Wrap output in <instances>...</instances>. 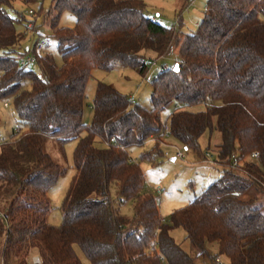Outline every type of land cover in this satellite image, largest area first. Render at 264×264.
Wrapping results in <instances>:
<instances>
[{"label":"trees","instance_id":"trees-1","mask_svg":"<svg viewBox=\"0 0 264 264\" xmlns=\"http://www.w3.org/2000/svg\"><path fill=\"white\" fill-rule=\"evenodd\" d=\"M14 1L0 0V99H10L25 130L0 145V264H33V255L40 264H81L73 243L92 264H207L218 254L226 264H264V0H207L196 30L183 38L181 18L165 25L144 0H53L47 15L62 64L41 54L35 69L18 61L28 51L18 48L26 34L18 25L28 20L10 13ZM63 10L75 15L73 27L57 25ZM173 46L178 67L151 80L148 107L99 82L92 120L83 121L94 69L130 67L145 77L150 60ZM201 103L205 109H189ZM169 106L170 137L181 145L196 152L205 130L221 134L223 171L166 222L128 151L152 138L140 159L162 156L161 113ZM72 139L75 172L62 221L53 225L48 190L64 168L44 145ZM111 187L119 204L131 201L130 216L113 204ZM174 227L185 230L196 254L173 239Z\"/></svg>","mask_w":264,"mask_h":264},{"label":"rangeland","instance_id":"rangeland-1","mask_svg":"<svg viewBox=\"0 0 264 264\" xmlns=\"http://www.w3.org/2000/svg\"><path fill=\"white\" fill-rule=\"evenodd\" d=\"M144 1L147 4L148 14L156 16L165 25L176 24L181 18V38L186 32L196 30L197 24L204 16L207 3V0ZM52 3L53 0H34L24 5L20 1L15 0L13 2V10H10V13L21 12L26 17V20H33L32 29L26 28L25 25H18L20 30L26 32L25 37L19 43V50L31 51L38 35L48 37L51 42L44 47L41 54L50 53L55 62L61 65L62 57L56 48L57 43L52 37L50 16L47 15ZM29 9H32L34 13L29 14ZM75 21L76 18L72 12L63 10L58 16L57 25L73 27ZM178 59V48L173 46L167 54L158 57L157 62L159 65L166 64L171 67L177 64ZM32 67L35 69L36 65ZM156 73V67H150L145 77L130 67H116L108 71L94 69L86 84L82 113L83 121L89 125L92 120V101L99 82L111 84L127 97L133 95L135 103L148 107L152 92L151 80ZM4 102L9 104L8 107L3 105ZM205 107V103H201L193 105L189 109L199 111L205 109ZM170 111L171 106L161 113L162 119L166 120L165 123L167 125ZM24 130L25 127L17 121L16 112L10 103V99H0V145L10 141L12 138H16ZM84 135L85 132H82L81 136ZM221 142V134L217 130L210 131L207 129L199 137V150L195 152L190 149L180 159L175 158V153L178 148H181V144L173 138L167 137L159 145L162 150V156L157 157L154 161L140 159V154L151 149L155 144L154 141L148 139L143 145H135L129 148V156L139 163L145 176L146 187L157 198L160 214L166 222L169 221L168 216L173 209L187 204L209 183L221 175L223 166L217 160V150ZM77 143L78 139H72L62 144H59L56 140H47L44 145V150L64 168V172L48 190L50 211L47 220L53 225H59L62 221L61 204L75 172L73 152ZM207 152L211 157L204 159V155ZM110 194L113 204L118 207L119 212L130 216L133 211L131 201L119 204L116 200L114 187H111ZM170 234L186 252L192 255L196 254L197 250L191 245L182 227L172 228ZM72 246L81 264H92L77 243H73ZM206 248L212 255L218 254L216 243L207 242ZM34 256L37 255L32 257ZM217 257V260H213L211 263L208 261L207 264H226L227 259L224 255L218 254Z\"/></svg>","mask_w":264,"mask_h":264},{"label":"built area","instance_id":"built-area-1","mask_svg":"<svg viewBox=\"0 0 264 264\" xmlns=\"http://www.w3.org/2000/svg\"><path fill=\"white\" fill-rule=\"evenodd\" d=\"M28 13L29 14H33L34 11L32 9H29L28 10ZM33 20H28L27 23H26V28H30L32 29L33 27ZM51 42V39L48 38V37H45V36H40L38 35V37L36 38L35 40V43L33 45V49L30 51L28 50L25 54L23 55H19L18 56V61H19V64L21 66H23L24 68L26 69H30L32 68L33 65L36 64V59L39 55H41L42 53V50L44 49V47L46 45H48L49 43ZM149 66L150 67H156V70H157V73L154 75V78L157 77V75L159 73H161L163 70L165 69H168V65L166 64H162V65H159L158 62H157V59H154V60H150L149 62ZM128 99L131 101V102H134L135 98L133 95H131L130 97H128ZM5 107H8V103L7 102H4L3 104ZM167 137H170V132H169V124L167 125L166 123L164 124L163 126V129H162V136H161V140H160V144L163 142L164 138H167ZM150 141H154L152 138L149 139ZM105 144H108L107 142H105ZM190 149L187 145H181V148H178L176 153H175V158H183L184 157V154L189 152ZM211 157V155L207 152L205 155H204V159H207ZM234 158V156H233ZM251 159H253L254 161H259V154L258 152L254 151L251 153ZM219 160V159H217ZM132 162H137L133 159H131ZM219 162V161H218ZM232 165L233 166H237L238 165V161L237 160H233L232 162ZM32 263L33 264H40L41 261L39 259L38 256H34L32 257Z\"/></svg>","mask_w":264,"mask_h":264},{"label":"water","instance_id":"water-1","mask_svg":"<svg viewBox=\"0 0 264 264\" xmlns=\"http://www.w3.org/2000/svg\"><path fill=\"white\" fill-rule=\"evenodd\" d=\"M177 67H178V64L175 65V68H177Z\"/></svg>","mask_w":264,"mask_h":264}]
</instances>
